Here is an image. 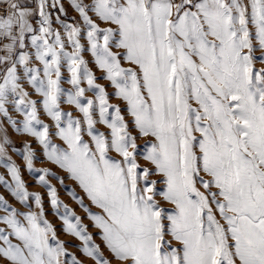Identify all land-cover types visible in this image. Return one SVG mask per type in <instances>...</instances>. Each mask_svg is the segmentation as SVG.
<instances>
[{"label":"snow or ice","instance_id":"snow-or-ice-1","mask_svg":"<svg viewBox=\"0 0 264 264\" xmlns=\"http://www.w3.org/2000/svg\"><path fill=\"white\" fill-rule=\"evenodd\" d=\"M58 4L0 0V114L17 132L35 137L47 160L100 209L91 212L70 190L112 259L116 264H264V68H255L257 60L264 63V0H71L86 28V45L80 27L63 24L66 41L52 27L48 8ZM59 11L64 13L62 6ZM89 13L115 28H100ZM69 45L71 52L65 51ZM82 51L91 52L100 77L89 70ZM33 60L43 65L42 73L31 66ZM62 61L71 74L68 90L60 87ZM124 61L135 70L122 67ZM21 68L40 101L29 100L21 87ZM97 79L108 81L114 92ZM84 81L95 99L84 98ZM113 96L125 102L124 109L109 104ZM63 102L82 116L62 112ZM9 103L22 120L9 116ZM41 103L54 128L39 119ZM133 131L154 138L143 156L147 167L137 162ZM2 139L8 142L6 135ZM23 159L35 171L36 155L27 144ZM2 166L14 184L3 176L0 184L20 202L34 196L41 205L39 194L26 191L19 168L10 159ZM41 171L37 183L46 184L49 173ZM48 194L63 231L82 241V254L96 264H112L56 190L49 187ZM0 208L3 264H64L61 257L71 256L60 241L50 243L56 232L42 207L22 214L0 196ZM71 260L80 264L74 256Z\"/></svg>","mask_w":264,"mask_h":264},{"label":"rangeland","instance_id":"rangeland-1","mask_svg":"<svg viewBox=\"0 0 264 264\" xmlns=\"http://www.w3.org/2000/svg\"><path fill=\"white\" fill-rule=\"evenodd\" d=\"M83 2L87 4V3H91V0H83ZM70 7H71L70 10L65 14L66 16H59L60 17L59 21H57L56 19L58 15L52 16V27L61 33L62 39H64L65 41H66V32L65 29L63 28V24H72L80 27L82 29L81 43L86 45V36H84V32L86 31V28L82 23L80 14L73 8L72 4ZM89 15L93 17L94 22H96L100 28L102 29L115 28V25H112L108 22L100 21L92 13H89ZM72 50L73 49L70 45L67 46L65 49V51L68 52H71ZM28 51L32 53L34 52V49L29 47ZM113 51H117V50L113 49ZM81 55L88 64L89 70L92 71L96 77H100L101 71L95 65L94 58L92 57L91 52L82 51ZM255 55L259 57L260 52H256ZM31 66L41 69V73H42L43 65L40 62L33 60L31 62ZM121 66L125 68H133V70H135L134 66L126 61L122 62ZM255 68L256 69L264 68V63H260L259 60H257V62L255 63ZM60 71H61V78H60L61 89L64 90L71 89L72 86L67 82L71 74L68 72L66 62L62 61ZM18 75L21 76V81H20L21 87L26 92L29 93L28 99L34 101H40L42 98L39 96V94L35 92V90L31 87V85L27 83V79L23 76L22 68L18 71ZM53 78L55 77L53 76ZM95 82L105 87L109 93L114 92V89L108 85V81L104 79H97ZM80 87L86 89L85 97H84L85 99H95L93 90H88V85L86 81L82 82ZM109 104L114 106H119L121 109H124L125 107V102H123L120 98L115 96L109 99ZM5 107L8 109L9 116H11L13 120L20 121L23 119L21 113L17 112L13 108L11 103L6 104ZM193 107H196L195 103H193ZM42 109L43 106L41 103L38 105V117L41 120L42 124L49 125L50 127L54 128L55 122L52 121L51 118L48 117L47 114L44 113ZM60 110L65 113H71L74 118H80L82 116V113H80L79 110L74 105H69L66 102L61 103ZM111 111L112 110L110 109V112ZM121 115L125 116L126 121L131 120L130 115L127 114L126 112L122 111ZM97 118H98V110H97V115L94 117V119ZM0 126H2L10 142V147L4 152V157L0 158V176H3L4 180L7 181L8 183L14 184V181H12L10 173L7 171L5 167L2 166L3 159H10V161L14 163L20 170V176L25 184L26 191L33 194H39L41 196V205L39 206L36 204L34 196H30L26 202L22 203L11 194L8 188H6L3 184H0V196H2L4 200L8 203V205H10V210L15 209L23 214V213H27L28 211L36 212L40 207H42L44 212V219L52 224L56 232V239L50 240V243L53 246H55L56 241L57 240L60 241L64 245L65 251L71 254V256L61 257V260L64 262V264H72V260H71L72 256H74L80 262V264H96L93 258L83 255L82 252L80 251L81 247L83 246L82 241L75 236L66 234L63 231V222L53 210V207L51 205V197L48 194L49 187L54 188L57 193V199L63 205H66L69 209H71L76 217L80 218L81 223L87 229V233L92 237L93 243L99 245L100 251L103 254L104 258L112 261V264H116V261L112 259L111 254L106 249V247L104 246L103 242L100 239L99 229L93 226V222L89 218L88 213L84 210V208L80 206V204L75 199H73L72 195H70V190L74 192L75 195L83 198L84 204L91 212L99 213L100 209H98L95 205L91 203V201L87 198L86 194L79 187L76 181L70 179L68 174L58 165L47 160V158L43 155V146L39 144V142L36 140L35 137H32L23 132H17L16 129L8 122L7 118L4 117L2 114H0ZM96 127L100 132H104V133L108 132L107 126L104 124H97ZM132 134L136 137V144L138 147V151L136 153L137 162L141 165V167H147L148 164L147 162L144 161L143 156L147 148L150 146V143L154 140V138L150 136L145 137L143 135H139L138 131H133ZM51 139L55 144L61 147L65 146L63 145V142L60 140L59 137L52 136ZM84 139L85 141H90V137L86 135ZM25 144L29 145L36 155V159H34L33 161V169L35 171L32 172L28 170L26 166V162L23 159V149ZM129 150L131 151V149ZM45 169L49 173V175L45 176L46 184H39L37 183L38 177L41 174H43L41 170H45ZM204 178L205 180L208 179L207 176H205ZM150 179L159 180V177L152 176L150 177ZM61 180L63 181V183H61ZM198 188H200L201 191H204L202 186L198 185ZM213 191H215V189H213ZM157 199L159 200L161 198L157 197ZM163 206L169 211L171 210L172 207L171 205L167 204V202H164ZM213 210L215 212V209ZM60 211L62 213L63 209L61 208ZM4 214H5L4 210L0 208V216ZM216 215H217V219L220 220L221 223H224L221 220L219 214L216 213ZM3 227L5 226L3 224H0V228ZM15 242H16L15 239H13V243ZM173 246L176 245L174 244ZM0 264H3V261H0Z\"/></svg>","mask_w":264,"mask_h":264},{"label":"crops","instance_id":"crops-1","mask_svg":"<svg viewBox=\"0 0 264 264\" xmlns=\"http://www.w3.org/2000/svg\"><path fill=\"white\" fill-rule=\"evenodd\" d=\"M49 4H51V0H49ZM61 6L64 9V13H61L59 11V8ZM70 6H71V0H59V4L57 5V7L56 8H52V7L49 6L48 11L51 13V17L53 15L66 16L65 14L70 10V8H71ZM32 23H33V26L36 27L35 18H33ZM26 42L29 44V47H30V34H29V39ZM5 135H6V133L4 132V130L2 132H0V144H3L4 152L10 147V142L8 140L7 135H6V137H7V141L8 142L7 143H3L2 137H4Z\"/></svg>","mask_w":264,"mask_h":264}]
</instances>
